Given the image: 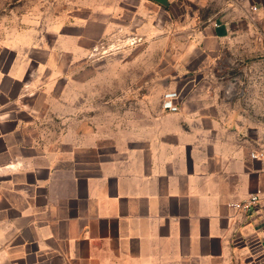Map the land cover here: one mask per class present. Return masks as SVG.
Masks as SVG:
<instances>
[{"label": "crops", "instance_id": "0c3cea01", "mask_svg": "<svg viewBox=\"0 0 264 264\" xmlns=\"http://www.w3.org/2000/svg\"><path fill=\"white\" fill-rule=\"evenodd\" d=\"M195 17L204 25L190 36L212 57L259 48L264 0H220ZM34 37L0 21V54L13 55L0 61V264H264V121L232 95L241 78L184 73L179 111L160 101L138 136L104 137L97 118L84 121L83 94L69 108L68 96L50 107L52 95L34 92ZM252 193V211L229 206Z\"/></svg>", "mask_w": 264, "mask_h": 264}, {"label": "rangeland", "instance_id": "374dc122", "mask_svg": "<svg viewBox=\"0 0 264 264\" xmlns=\"http://www.w3.org/2000/svg\"><path fill=\"white\" fill-rule=\"evenodd\" d=\"M110 1L94 5L88 16L76 9V0H0L5 26L35 30L36 62L29 73L34 92L53 96L46 105L68 96L69 108H74L70 96L83 94L84 121L97 118L102 136L107 132L138 136L144 110L157 109L165 91L177 89L182 95L189 91L184 73L197 72L203 80L212 72L219 82L241 78L232 95L264 121V33L253 53L231 49L212 57L190 32L204 25L195 23L194 16L216 13L220 0H175L171 9L168 4L157 8L150 0ZM77 15L90 20L77 21ZM3 39L12 40L6 34ZM21 40L32 43V38ZM12 56L9 51L0 54L5 69Z\"/></svg>", "mask_w": 264, "mask_h": 264}, {"label": "built area", "instance_id": "2783aa9c", "mask_svg": "<svg viewBox=\"0 0 264 264\" xmlns=\"http://www.w3.org/2000/svg\"><path fill=\"white\" fill-rule=\"evenodd\" d=\"M179 92L177 90H167L162 95L161 107L165 111L177 112L180 110L179 104ZM263 156V152L251 153V157L257 158ZM261 196L259 193H252L249 197L242 201H233L229 203V206L237 211L248 213L252 211L260 202Z\"/></svg>", "mask_w": 264, "mask_h": 264}]
</instances>
